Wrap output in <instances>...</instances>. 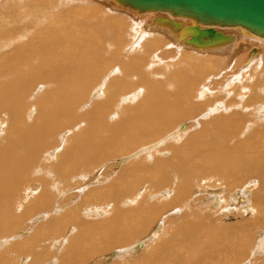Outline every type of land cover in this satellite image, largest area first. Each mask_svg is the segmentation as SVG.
<instances>
[{"label": "bare ground", "instance_id": "1", "mask_svg": "<svg viewBox=\"0 0 264 264\" xmlns=\"http://www.w3.org/2000/svg\"><path fill=\"white\" fill-rule=\"evenodd\" d=\"M90 1L0 0V241L9 242L0 264H16L24 251L22 264H81L115 247L119 258L107 263L264 264V119L250 117L264 110V56L235 74L230 94L213 91L222 81L214 78L201 87V101L196 95L198 75L225 63L221 57L219 76L233 72L237 43L248 39L240 31L233 38L230 28L264 35L131 9L155 14L150 31L133 35L141 24ZM208 27L217 38L193 41ZM179 36L223 55L171 59L165 48L177 50ZM119 154L133 164L117 175L89 173ZM92 177L101 182L77 180ZM22 187L33 196L17 214ZM94 207L96 218L87 219ZM42 213L25 232L24 219ZM67 226L74 231L64 234ZM46 229H53L48 243ZM148 233L154 242L136 243ZM52 234L56 245L66 243L61 250L49 248Z\"/></svg>", "mask_w": 264, "mask_h": 264}, {"label": "rangeland", "instance_id": "2", "mask_svg": "<svg viewBox=\"0 0 264 264\" xmlns=\"http://www.w3.org/2000/svg\"><path fill=\"white\" fill-rule=\"evenodd\" d=\"M87 1H89V0H87ZM91 1H93V3H96V4H99V5H101V6H104L105 7V10L107 11V12H109V13H111V15H115V13L116 14H120V15H124V16H126V18L128 17V19L130 18V20L131 19H133V22H134V24L135 23H137L138 22V24H141V25H139V27H140V30L138 31H136V30H134V33H133V35L134 34H139V33H141V32H143L144 30H149L150 31V29L152 28V26L150 25V23L152 22V20L154 19V16H155V14L154 13H144V14H135L134 12L132 13V10L130 9H127V8H125V7H122V6H119V5H116V4H114L113 3V1H110V0H91ZM90 1V2H91ZM98 1V2H97ZM109 1V2H108ZM113 5V6H112ZM110 7V8H109ZM119 8V9H118ZM113 10H114V12H113ZM112 11V12H111ZM129 11V12H128ZM113 13V14H112ZM145 14H147V15H145ZM150 14H152V15H150ZM140 15V16H139ZM159 15H163V14H159ZM147 16V17H146ZM165 16V15H164ZM132 17V18H131ZM147 18V19H146ZM141 19V20H140ZM144 19V20H143ZM135 20V21H134ZM143 20V21H142ZM147 20H148V22H147ZM177 20L179 21V22H182L183 23V26L184 27H186V26H188V25H190L191 24V21H190V19H184V18H177ZM141 21H142V23H141ZM146 23H145V22ZM153 22H154V20H153ZM142 24H143V27H145V28H143V27H141L142 26ZM157 24V23H156ZM136 25V24H135ZM138 26V25H137ZM142 28V29H141ZM216 28H218L219 30H222V31H225L227 34H229L228 32H229V28H222V27H216ZM222 28V29H221ZM230 30H231V32L233 33V31H234V33L232 34V33H230V35H232L233 36V38L235 37L234 36V34L237 36L238 34H239V31H240V34H243V35H241V36H243V37H245V38H247L248 40H246L244 43L242 42V43H237V44H239L238 45V47H240V49H239V53L238 54H235L234 56H235V58H234V56H233V61L232 60H230L229 61V64H230V68H229V71L232 69V68H234L233 69V72H235V73H231V74H229V75H227V76H225V77H221L222 75V72L220 71L221 69L220 68H224V66H225V64H227L226 62H227V60L225 61V60H223L224 58H226V56H224V57H221L222 59V61L223 62H225V63H222V64H220V66L219 67H217L216 68V70H215V67L213 68V70H209L208 72L207 71H202L201 73H200V75H198V80H199V82H200V80H201V83H198V85L197 86H199L200 87V89H198V91H197V98H199V96H200V94H201V87L202 86H206L207 85V83L209 82L210 83V80L211 79H217V80H221V78H222V81L220 82V83H218L217 84V88H218V90H213V91H227L228 92V90H229V93L228 94H230V90L231 89H229V88H231V86H230V84H236L237 82H236V80L234 79L236 76H235V74L237 73V72H243V71H247L248 72V66L252 63V60L254 59V58H256V56L255 55H258V53L261 55V56H264L263 54L264 53H262V52H264L263 50L264 49H262L261 47L263 46V48H264V39H262V38H259V37H257L256 38V36H254L253 35V37L251 38V37H249V36H247L246 34H244L243 33V31H241L240 29H237V28H230ZM132 31H133V27H132ZM187 34V33H186ZM186 34H184V35H186ZM131 36V40L133 39L134 40V36ZM183 35V36H184ZM188 35V34H187ZM183 36H179V39L177 40V38H176V40L177 41H175L174 40V46H176L177 47V50H176V48L175 47H169V48H165L166 50H168V51H171L172 52V55L171 56H169V57H171V59L173 58V59H180L181 58V56L182 55H184L185 53H191V54H194L195 56H199V55H203V56H208V57H212V58H217V57H219V56H221V55H223L222 54V52H220L221 51V49L219 50V49H217V50H209L208 51V49H206V50H198V49H196V48H194V47H191V43L190 42H185V41H182L183 39ZM256 38V39H255ZM210 39H212V38H210ZM130 40V41H131ZM135 41V40H134ZM138 41H141V40H138V39H136V41H135V43L136 42H138ZM132 42V41H131ZM236 41H233V42H229V44H234ZM263 43V44H262ZM132 45V44H131ZM182 45H184L183 47H181ZM242 45V46H241ZM262 45V46H261ZM167 46V45H166ZM165 46V47H166ZM133 47H135V45H133V46H131V48H133ZM173 50V51H172ZM200 51V52H199ZM204 51V52H203ZM219 51V52H218ZM157 53H160V52H154V53H152L149 57H148V59H149V61L151 62V63H153L154 62V60H155V55ZM205 53V54H204ZM210 53V54H209ZM154 54V55H153ZM197 54H199V55H197ZM218 54H220V55H218ZM174 55V56H173ZM154 56V57H153ZM168 57V58H169ZM154 58V59H153ZM162 58H164V57H162ZM171 59H169L170 60V62H172V61H175V60H171ZM230 59H232V57L230 58ZM152 60V61H151ZM166 59H164V60H160L161 61V63L163 62V61H165ZM194 60V59H193ZM235 60H236V62H235ZM230 62H232V63H230ZM157 64V63H156ZM163 65V64H162ZM256 65H258V66H261L262 65V63L261 62H259L258 61V63L256 64ZM251 66H252V64H251ZM251 66H249V67H251ZM214 71V72H213ZM219 72H221V74H219ZM204 74V77L203 76H201V75H203ZM216 75H221V76H219V77H214V76H216ZM226 75V74H225ZM224 76V75H223ZM159 77V79H160V76H158ZM196 79V80H197ZM206 81V82H205ZM219 84L221 85V86H219ZM225 87V88H224ZM224 89V90H223ZM218 93V92H217ZM216 93V94H217ZM221 92H219L218 94L219 95H224V94H220ZM199 100L201 101L202 100V97L201 98H199ZM136 100L134 99V101H132V102H135ZM264 101V100H263ZM219 102V101H218ZM208 105H210V104H208ZM224 111V110H223ZM256 111H257V109L256 110H254V112H253V115H250V117H255L256 119L257 118H260V117H258V116H263L262 118L264 119V110H262L261 112H259L258 114H254V113H256ZM247 112H248V110H247ZM263 112V113H262ZM257 120H259V119H257ZM176 128V127H175ZM66 134V133H65ZM139 143V142H138ZM158 144V143H157ZM141 145V144H140ZM158 147V146H157ZM137 147H135L134 149H136ZM142 151H140V153L141 154H146L147 152H148V150L149 149H147V148H143V149H141ZM135 155V154H134ZM115 157V158H114ZM114 157H110V158H108L109 160H105L106 162H104V164H105V167H102V166H104V165H101V167H100V164L97 166V168H99V170L98 169H93L92 170V172H89V173H91V175L93 174L95 177H98V175H103V173L105 172V169H106V171H108V169H111L110 171H111V173H112V175H117L118 173V171L120 170V168H122L123 166H129V165H131V164H133V162L132 161H130V162H132V163H130V162H128V160L129 159H126V158H128V157H126L125 156V154H119L118 156H114ZM117 157V158H116ZM118 159V160H117ZM136 159H138V158H136ZM116 161H120L121 163V165L119 166V163H117V164H115L116 163ZM138 161V160H137ZM112 162V163H111ZM115 162V163H114ZM107 164H108V167H107ZM109 166H111L112 168H110ZM104 168V169H103ZM103 169V170H102ZM102 171H104L103 173H102ZM82 174V173H81ZM86 174H88V173H85V175ZM24 178H25V180H27V181H23L27 186L26 187H28V183H29V179H28V175H26V176H24ZM24 178H22V179H24ZM80 179V180H79ZM77 180L78 181H86L87 182V186H90V185H93V184H97V183H100L101 181H100V179H97V178H94V177H92V178H90V179H87V178H77ZM27 182V183H26ZM30 188V187H29ZM26 189L25 187H22V191L20 192V196L23 198V200L24 201H22V202H20L19 203V207L16 205L15 207H18L17 209V211H18V213L17 214H21L22 213V211H24L25 210V204L27 203V202H29V200H30V198H32V190H30V189ZM88 188H91V187H80V188H77V191H79V190H83V189H88ZM38 188L36 187V190H37ZM39 190V189H38ZM37 190V191H38ZM37 193V192H36ZM68 193V192H67ZM35 194V193H34ZM30 195V196H29ZM66 195V193H64L63 195L61 194V196H62V198H63V196H65ZM26 196H28V197H26ZM61 196L59 197L60 199H61ZM58 197V196H57ZM59 198H57V200H56V198H54L55 199V202L53 201V204L52 205H54L55 206V204H56V202L58 201V199ZM247 200V199H246ZM17 204H18V201H17ZM60 204H61V202H60ZM67 208H68V206H66L65 208H62V209H59V210H64V211H66L67 210ZM96 207H94V208H92L91 210H89L87 213V215L85 216L84 215V213H83V215L87 218V219H90V220H92V218H96V215H95V211L97 212H99V208H96ZM84 212H86V210L84 211ZM93 213V214H92ZM43 215V213L42 214H39V215H36L34 218H26V220L24 219V224H26V227L24 228V231L25 232H28V231H32V230H34L35 228H36V226L35 225H39L40 223H38L39 222V220L40 219H42L44 216H45V213H44V215ZM42 216V217H41ZM244 216V215H243ZM100 219H101V217H100ZM35 220H38V221H35ZM228 221H234L235 220V218L232 216V218H230V219H227ZM32 227V228H31ZM35 227V228H34ZM29 228V229H28ZM74 228H73V226H67V227H65L64 229H63V232H64V234L65 233H68L69 232V230H70V232L69 233H71V232H73L74 230H73ZM65 230V231H64ZM68 230V231H67ZM52 231H53V229H49V230H47L46 229V236H45V238H44V240L47 238V236H49V234L50 233H52ZM19 233L20 235H26L27 233ZM45 232H44V234H45ZM262 232H264V229H261V231H259V234H261ZM151 233V232H150ZM150 233H148V235L146 234L144 237H140V239L138 240V241H136V243H139V242H143V243H145V246L146 245H149V244H151V242L153 241L154 242V240L155 239H152V240H150V238L148 239V237H149V234ZM1 237H3V238H1ZM0 238V240H4L5 239V236H1ZM22 237V236H21ZM20 237V238H21ZM24 237V236H23ZM53 237H54V234H52L49 238L50 239H52L53 240ZM48 239V238H47ZM45 240V241H43L44 243H48V242H46V241H48V240ZM61 239V238H60ZM145 240V241H144ZM2 241H0V246L2 245V247H1V250L2 251H4L5 249H6V246H7V244L9 243V242H6V241H3L2 243H1ZM55 242V243H54ZM64 242V241H63ZM57 244L58 245H56V240H53V243H52V241H49V248L51 249V247L53 248V250H55V251H57L56 249H54V247H56L58 250H61L62 249V246H64L65 244L63 243V245L62 244H60V243H58L57 242ZM60 244V245H59ZM135 244V243H134ZM62 245V246H61ZM137 245V244H136ZM136 245H135V248H136ZM114 246V245H113ZM118 248H114L113 250H106V252H103V254L101 253L100 255H99V258L101 259H99L98 258V256L96 257V258H98L97 260H95L94 258H89L88 260H86V261H82V263L81 264H110V263H107V262H110V257L113 255V257H118L119 258V256L117 255V254H113L115 251L114 250H117ZM53 250L51 251V250H49V252H51V254L53 253ZM135 250V251H134ZM133 251L134 252H136L137 254L136 255H138V254H140V252L143 250V248L142 249H134ZM111 251V252H110ZM112 251H114V252H112ZM133 251H131V252H126V254H133L134 252ZM20 252V251H19ZM18 252V253H19ZM26 252L27 251H24L23 252V255L21 256V258H18L17 259V262H16V264H22V263H24L25 261H26V259H25V257H27V254H26ZM110 252V253H109ZM139 252V253H138ZM18 253H13V255H14V257H17L18 256ZM107 254H108V256H107ZM111 254V255H110ZM16 255V256H15ZM136 255H126L124 258L125 259H127V258H129V257H135ZM25 260H24V259Z\"/></svg>", "mask_w": 264, "mask_h": 264}, {"label": "water", "instance_id": "3", "mask_svg": "<svg viewBox=\"0 0 264 264\" xmlns=\"http://www.w3.org/2000/svg\"><path fill=\"white\" fill-rule=\"evenodd\" d=\"M135 10L171 11L196 17L207 25L241 26L264 35V0H110ZM196 27L200 28L199 25ZM213 27L201 29L193 41L207 36L217 38Z\"/></svg>", "mask_w": 264, "mask_h": 264}]
</instances>
